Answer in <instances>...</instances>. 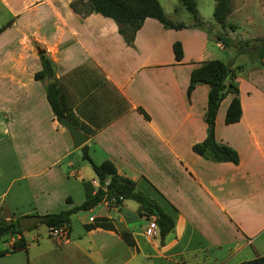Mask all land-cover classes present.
Returning <instances> with one entry per match:
<instances>
[{"label":"crops","instance_id":"obj_1","mask_svg":"<svg viewBox=\"0 0 264 264\" xmlns=\"http://www.w3.org/2000/svg\"><path fill=\"white\" fill-rule=\"evenodd\" d=\"M72 1L0 0L8 15L0 25V218L68 208L83 200V180L97 184L52 113L47 78L32 77L42 52L52 61L61 107L88 135L89 157L109 159L172 225L163 236L157 226L154 246L144 232L154 214H139L132 199L102 200L76 214V228L70 216L77 211L71 213L62 240L46 226L42 233L23 229L25 249L0 254V264H237L264 253V59L257 56L259 64L244 77L242 52L224 53L218 24L199 14V24L168 17L182 27L146 16L126 43L112 18L84 11L80 2L73 8ZM173 41L181 45L178 60ZM209 58L239 65L240 116L224 123L228 92L213 122L215 140L236 150V163L191 150L205 136L208 85L196 83L186 95L188 75ZM88 216L105 217L113 228L86 227ZM121 229L136 247L122 240ZM18 235L1 236L0 250Z\"/></svg>","mask_w":264,"mask_h":264},{"label":"trees","instance_id":"obj_2","mask_svg":"<svg viewBox=\"0 0 264 264\" xmlns=\"http://www.w3.org/2000/svg\"><path fill=\"white\" fill-rule=\"evenodd\" d=\"M181 5L188 11L191 22L199 24L201 22L197 12L195 0H178ZM80 2L84 11L93 10L99 12L104 16L112 18L117 24V30L122 35L126 43H130L135 30L140 26L142 20L146 16H151L157 19L161 24L171 27H182L185 24L182 21H173L169 19L158 0H75L70 2V5L75 8V4ZM230 12V0H214L211 15L212 19L220 26H229L234 28L233 23L226 21V16ZM2 26L0 27V30ZM216 38L223 46L229 44V37L225 35L215 34ZM174 59H180L182 49L179 41H173L171 44ZM243 47L238 45L235 47V52H243ZM257 55L264 59V42L257 47ZM40 67L35 70L32 77L42 78L51 77V81L45 83V97L50 105L54 117L64 115L71 122V116L60 105V90L57 82L53 77V68L51 59L40 52L38 54ZM239 65L232 66L230 63L219 58H209L202 60L198 65L192 67L188 75V83L186 86V95L189 94L190 89L196 83H206L208 90L206 94V104L204 111V121L206 123L205 136L197 142L191 144V150L195 153L211 159L213 161H231L236 163L238 161V154L234 148L228 144L218 142L214 138L213 122L219 101L228 92L232 93L229 99L224 114V123L236 121L240 116V104L238 99V87L235 76L236 69ZM142 111L143 115L147 114ZM81 157L88 161L92 168L95 178L96 186L93 188L87 185V181L83 180L84 198L75 205L65 209H60L54 212L43 213L45 218L39 222L50 229L54 226L62 224L68 225L69 215L78 210H86L96 205L102 200L112 201L114 204L120 203L123 199H132L138 203L139 214H154L155 221L159 223L158 232L163 236L172 225V217L166 213L159 204L147 194L138 190L132 179L127 176L118 174L113 163L105 158L99 162H94L86 151L85 143L81 144ZM19 216L5 220L0 218V237L5 234H16L18 237L11 242L9 249L0 250V254L6 251L17 249H25L26 241L21 232L23 229L16 227L15 222ZM35 223L26 229L34 226ZM86 227L100 226L105 228H113L112 223L105 217H96ZM122 240L129 246H135V242L130 232L126 229L118 231ZM237 264H264V253L255 254L249 259H243Z\"/></svg>","mask_w":264,"mask_h":264},{"label":"rangeland","instance_id":"obj_3","mask_svg":"<svg viewBox=\"0 0 264 264\" xmlns=\"http://www.w3.org/2000/svg\"><path fill=\"white\" fill-rule=\"evenodd\" d=\"M165 15L176 20H188L190 17L188 11L179 3L178 0H158ZM198 14L209 24L213 22L211 11L214 0H195ZM8 18L5 14L2 5L0 4V25ZM227 22L233 23L234 28L229 26L220 27L215 30V34L225 35L229 37V44L224 48V53L232 55L236 46H242L243 52L238 56L239 60L244 62L243 73L244 77L251 71L254 64L258 63L257 47L264 42V0H230V12L226 16ZM210 29V26H207ZM211 40V39H210ZM212 41V40H211ZM220 53V52H219ZM223 55V54H215ZM237 56V55H236ZM215 57V56H214ZM114 204V203H113ZM77 211L70 216L71 224L74 228L79 225V219L76 214H81ZM144 219L138 217L136 223H142ZM34 228H30L28 234L37 230L42 233L45 230V225L42 222H35ZM39 237L42 234H37Z\"/></svg>","mask_w":264,"mask_h":264},{"label":"water","instance_id":"obj_4","mask_svg":"<svg viewBox=\"0 0 264 264\" xmlns=\"http://www.w3.org/2000/svg\"><path fill=\"white\" fill-rule=\"evenodd\" d=\"M47 81H51V77H47ZM57 121L66 129L71 144L74 148L79 147L87 140L88 135L82 132L78 127H76L73 122H71L64 115L59 116L57 118ZM44 218L45 216L43 214H22L18 217L17 221L15 222V226L21 229H26L33 223L43 220ZM157 226H159V223H157Z\"/></svg>","mask_w":264,"mask_h":264},{"label":"built area","instance_id":"obj_5","mask_svg":"<svg viewBox=\"0 0 264 264\" xmlns=\"http://www.w3.org/2000/svg\"><path fill=\"white\" fill-rule=\"evenodd\" d=\"M92 216H88V220H92ZM157 225L155 222V218L152 216L150 218H146V224L144 228V232L147 236H149L152 245H158V241L156 239L157 233ZM48 235L56 240H62L66 236V225L62 224L59 226H54L48 229Z\"/></svg>","mask_w":264,"mask_h":264}]
</instances>
